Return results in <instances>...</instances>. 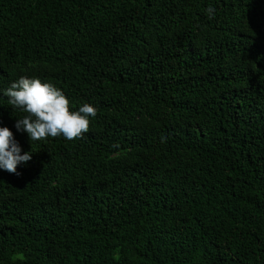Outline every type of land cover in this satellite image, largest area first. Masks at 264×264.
Wrapping results in <instances>:
<instances>
[{"label": "trees", "instance_id": "1", "mask_svg": "<svg viewBox=\"0 0 264 264\" xmlns=\"http://www.w3.org/2000/svg\"><path fill=\"white\" fill-rule=\"evenodd\" d=\"M21 76L89 131L30 141ZM0 127V264H264V0H0Z\"/></svg>", "mask_w": 264, "mask_h": 264}, {"label": "clouds", "instance_id": "2", "mask_svg": "<svg viewBox=\"0 0 264 264\" xmlns=\"http://www.w3.org/2000/svg\"><path fill=\"white\" fill-rule=\"evenodd\" d=\"M216 10L209 6L206 14L215 17ZM8 105L26 115L17 119L15 127L28 134L30 141H42L48 137L62 136L74 141L89 131L90 117L97 115V109L83 104L78 111L70 110V101L62 90L38 78L21 76L4 92ZM31 159V153L20 154L13 134L7 127H0V169L16 173L17 165Z\"/></svg>", "mask_w": 264, "mask_h": 264}]
</instances>
